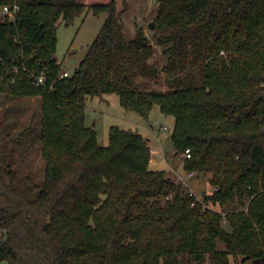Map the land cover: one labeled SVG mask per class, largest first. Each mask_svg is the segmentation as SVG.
I'll return each mask as SVG.
<instances>
[{
  "label": "trees",
  "instance_id": "1",
  "mask_svg": "<svg viewBox=\"0 0 264 264\" xmlns=\"http://www.w3.org/2000/svg\"><path fill=\"white\" fill-rule=\"evenodd\" d=\"M157 1L162 68L143 29L126 39L117 0H0V12L18 6L0 14V94L41 103L38 127L3 130L0 264H264V0ZM87 9L107 20L61 78L59 21ZM162 74L166 90L138 81ZM111 94L145 119L157 105L173 116L185 171L209 175L213 192L200 200L152 169L142 133L112 126L100 144L87 101ZM30 134L41 182L10 160Z\"/></svg>",
  "mask_w": 264,
  "mask_h": 264
},
{
  "label": "rangeland",
  "instance_id": "2",
  "mask_svg": "<svg viewBox=\"0 0 264 264\" xmlns=\"http://www.w3.org/2000/svg\"><path fill=\"white\" fill-rule=\"evenodd\" d=\"M116 7L122 14L121 21L126 39L135 40L139 31L143 29L155 47V56L151 61L157 63L160 68L164 67L167 57L164 55L163 47L157 43L159 31L155 22L158 1L117 0ZM107 17V13L95 14L87 9L71 25H66L63 20L59 21L56 58L62 64V72L67 71L72 75L76 71ZM151 23L155 24L154 30L149 28ZM138 81L143 83L145 89H167L164 74L161 75L159 81L143 78H139ZM104 97V99L90 98L87 101L86 110V124L94 125L100 144L108 145L112 126L142 133L147 138L152 151L150 163L152 169L167 170L176 182H182L186 191L196 195L200 200L204 192H213L208 182L209 175L197 176L193 173L190 176V173L185 171L183 153L179 154L171 141V133L175 124L173 116L162 113L157 105L151 111L149 118L145 119L136 112L126 111L120 103L118 94ZM40 106L39 98L9 99L6 95L0 94V150L4 143V129L9 139H15L25 129L39 126ZM10 160L25 174H34L37 181L41 182L44 179L45 164L41 156V145L36 142L33 135L30 134L12 143Z\"/></svg>",
  "mask_w": 264,
  "mask_h": 264
},
{
  "label": "built area",
  "instance_id": "3",
  "mask_svg": "<svg viewBox=\"0 0 264 264\" xmlns=\"http://www.w3.org/2000/svg\"><path fill=\"white\" fill-rule=\"evenodd\" d=\"M17 10H18V6H14L13 8L10 7V6H5V7L1 10L0 14H1V15H9V16L12 17V16H14V14H15V12H16ZM69 76H70V74H69L67 71L62 72V74H61V78L69 77ZM45 79H46V75H45L44 73H42L40 76L37 77L36 82H37V83H43V82L45 81ZM183 157H184V159H188V158L191 157V151H190V149H187V150L183 153ZM189 175L192 176L193 173H190Z\"/></svg>",
  "mask_w": 264,
  "mask_h": 264
},
{
  "label": "water",
  "instance_id": "4",
  "mask_svg": "<svg viewBox=\"0 0 264 264\" xmlns=\"http://www.w3.org/2000/svg\"><path fill=\"white\" fill-rule=\"evenodd\" d=\"M149 28H150L151 30H154V29H155V24H154V23H151V24L149 25Z\"/></svg>",
  "mask_w": 264,
  "mask_h": 264
}]
</instances>
